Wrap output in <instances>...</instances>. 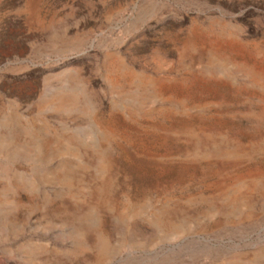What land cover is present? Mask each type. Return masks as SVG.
Segmentation results:
<instances>
[{
	"label": "rangeland",
	"instance_id": "rangeland-1",
	"mask_svg": "<svg viewBox=\"0 0 264 264\" xmlns=\"http://www.w3.org/2000/svg\"><path fill=\"white\" fill-rule=\"evenodd\" d=\"M0 264H264V0H0Z\"/></svg>",
	"mask_w": 264,
	"mask_h": 264
}]
</instances>
